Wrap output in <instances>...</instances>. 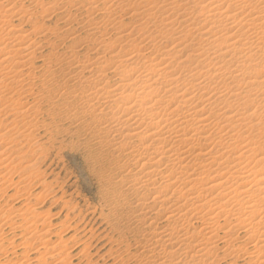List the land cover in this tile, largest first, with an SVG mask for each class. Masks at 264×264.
<instances>
[{
  "label": "bare ground",
  "instance_id": "1",
  "mask_svg": "<svg viewBox=\"0 0 264 264\" xmlns=\"http://www.w3.org/2000/svg\"><path fill=\"white\" fill-rule=\"evenodd\" d=\"M84 1L92 16L99 10L94 4L101 2L105 6L110 0ZM34 2L45 5L41 0ZM117 2L107 8L110 17L114 15L116 19L105 15V21H101L104 30H100L98 21L89 18L85 36L72 37L71 49L60 56L62 59L49 62L53 55L50 54L48 62L46 58L43 61L49 65L60 61L74 69L61 78L72 83L73 93L76 88H84L87 93L80 109L81 118L90 117V122L82 127L87 137L84 144L89 149L111 148L110 159L108 154L95 157L108 162V168L116 165L121 173H126V178L121 177L117 184L119 199L138 195L137 201L131 203L136 216L118 218L115 214V230L123 233L119 225L123 228L125 221V231L136 238L133 251H129L132 245L127 246L120 261L214 264L221 256L222 260L230 257L231 264L240 259L243 264H264V0ZM13 7L0 9V88L6 93L2 95L0 91V100L16 110L12 119L17 125L16 118H28V110H32L20 101L18 87L34 75L32 69L36 66L32 67V62L40 48L24 35V39L16 36L18 27L12 18L26 14L21 9L13 12ZM124 16L136 26L120 28ZM25 18L24 22L29 17ZM43 30L36 26L30 34L40 38ZM85 42L90 43L86 47L89 51L83 50L80 55L78 47ZM109 78L113 79L111 83ZM249 110L253 113L247 114ZM33 214L34 220L27 219L30 226L25 225L28 221L22 223L23 219L20 225L25 236L29 235H20L23 246L36 241L42 230L51 236L50 230L45 229L49 226L48 221L44 223L47 219L40 223L39 215L35 214L40 218L37 220ZM9 224L19 223L9 220ZM142 226L148 232L137 236L140 234L136 235V230ZM41 243V250L50 260L63 264V260L70 259L67 246L60 239L54 244L48 240ZM43 256L37 258L46 264Z\"/></svg>",
  "mask_w": 264,
  "mask_h": 264
},
{
  "label": "rangeland",
  "instance_id": "2",
  "mask_svg": "<svg viewBox=\"0 0 264 264\" xmlns=\"http://www.w3.org/2000/svg\"><path fill=\"white\" fill-rule=\"evenodd\" d=\"M29 1L31 2V0H15V1L0 0V9L3 7L5 9L12 8L14 6L13 7L14 11L12 10L13 12L21 11V10L22 12L23 11L25 12L26 16L29 17L27 18V20H25V22L28 20L32 21L30 22V24H28L29 21L28 23L26 22L25 24L24 19H26L25 18L26 16L24 14H20L18 19L12 18L15 28L18 27L17 28L18 34H16V36L22 37L24 35L23 37L27 38L29 42L35 43V46L36 47L39 46L40 48V49L38 48L39 51H36L38 52V54L36 55V59L32 62V67L36 66L32 69L33 70L32 75L33 74L34 75L31 77V79H29L27 82H25L24 84L20 85V87H18V89L21 88V90L19 89L20 90L19 92L21 93L19 95L20 98H22L20 99V101H22L24 104L26 103L25 104L26 105L25 108L27 107L26 109L29 108L30 110L32 109L31 111L28 110V116H27L28 118H25L23 120H21V118H16L17 122L18 121L19 122L17 125L14 124L15 122H13L14 119L13 112L16 110L14 109V111H12L9 102L0 100V137H1L0 138L1 139L0 140V187L1 188L3 187L2 189L0 188V224L2 222V224L0 225V231H2L0 232V236H1L0 240L2 239V241H0V264L1 263L23 264L25 262L27 264H40L42 260L41 259L39 260L38 258L41 255L45 256L44 253L45 251L41 250L42 248L41 242L44 241L45 243V241L47 242L48 240L49 242H53L52 244H54L55 242H58L59 239L60 241L64 242V245L67 246V252L70 253L71 256L69 257L70 259H66L68 260L67 261L68 264H84V263L89 264V262L92 264H114V263L119 264L121 262L120 259L126 254L127 246L130 247L132 245L131 249L129 248L128 249L129 251L131 250L133 251L134 248L133 245L135 243L136 238L134 239L133 236L128 235L127 234L128 232L125 231L127 230L128 223H125V221H122L124 223L121 222L123 228H121V225H119L120 226L119 228L121 231L123 230L125 233L123 231H122L123 233H120L115 230L116 225L114 222L115 219L120 218V215L121 216L123 215V217L125 215L136 216L135 210H133L135 205L132 204L134 203V200L137 201L138 195L128 194L126 200L124 199L127 203L130 202L128 205L121 198L120 201V199L117 196V192L118 190H120V186L117 184L119 183V179L121 177L126 178V173H121V171L117 169L116 165L110 166L108 168V162H105V160L96 159L98 155L104 156L105 154H108L107 158L110 159L109 155L110 153H112L111 148L108 149L101 148V150H98L96 148L89 149L88 146L84 144V139L86 141L87 137H85L86 135L85 132L83 133L82 127H84L87 123L90 122L88 121L90 117L81 118L82 113H80L81 111L80 109L82 108V105H84L83 101L84 99L86 100L87 93L85 92L84 88H76L73 93L72 89H70L71 88L70 85H72V83L70 84L66 83L65 80L63 81L61 77L62 74L68 73V71L74 72V69L72 67L68 68L69 67L68 65L63 64L60 61L58 62L59 64L55 62L58 59V57L64 56L63 53L70 51L71 49L70 39L72 37L80 36V38H82L81 36L83 35L85 36V31L87 30L86 21H88L89 18L92 17L94 21H98V24L99 25L101 24L100 30L101 31L104 30L103 29L104 25L102 24L101 21H105L103 20L105 15L108 16L110 14L109 13L110 11L107 8L112 7L110 6L111 3L116 4L118 2L117 0H112V1L110 0L111 2L110 1L106 2L105 6L102 5L101 2L96 3V6L94 4L95 10L99 9L102 13L99 10H97L95 15L91 16L88 10L89 6L87 8L86 1L84 0H71L72 2L69 0H41L45 4V5L42 4V6L36 5L34 2L35 0H32L33 1V3L31 2L32 4ZM46 2L48 4H46ZM67 2H71V4L68 5ZM5 3L6 5H4ZM73 3L74 5H72ZM7 4H10L11 6L8 7L9 5L7 6ZM67 6L72 8L70 9ZM75 7H77V9ZM105 7L107 10H105ZM67 8L70 10H68ZM21 15L23 16V18L21 17ZM42 15L43 17L41 18ZM86 16L88 17L86 18ZM112 17L113 19L114 18L116 19V16L114 17V15L111 17L110 15L108 16V18H111V20H113ZM34 21L36 23L32 25ZM120 21H122L121 25H123L120 28L126 27L132 29L134 26H136V24L132 25L131 22L132 20L126 16L122 17ZM34 26L35 27L42 26V29H44L43 32H45L43 33L44 34L43 37L39 38L38 35L33 37V35L30 34V32L32 33L33 30L35 29ZM6 42L8 43V40ZM52 43L55 44L54 48L56 47L57 51L52 47ZM86 43L87 42H85V44L83 43L82 47H80L81 44L78 47V50L80 51V55L86 53L87 50L89 51V49L86 50V47L89 46L90 43L87 44ZM47 44H49V46ZM56 44L58 46H56ZM67 48L69 49L67 50ZM53 51L54 53H52ZM50 54L53 55L50 57L49 56ZM55 54L57 55V57H54L56 56ZM44 58H46V62H48L47 58L49 59V62L50 60L53 59H55V61L50 65L46 63L44 64L43 61ZM60 58L62 59L63 57ZM25 72H27V70H25ZM51 74H55V75H52L53 76L52 77ZM112 81H113L112 78L108 79V82L111 83ZM3 89L4 88H0V91H2ZM67 89L69 90L67 91ZM79 89H81L82 91ZM3 91H2V95H5L6 93L5 92L3 93ZM69 91L71 94L69 93ZM8 95L10 96V94H7V97H9ZM71 101L73 103H70ZM75 101L78 102L76 103ZM5 103L6 105L3 106V104ZM235 106L234 108L237 107ZM68 107L69 109L67 110ZM4 108H6L7 110ZM23 110L25 109L23 108L22 111ZM29 112L31 114L34 113L33 116ZM251 113H253L252 110H249L247 112V114H251ZM75 121L77 123H75ZM80 123L82 124L80 125ZM29 126H31V128ZM9 140H10L9 142L10 144H8ZM30 173L32 174L30 175ZM8 180H9V184H8ZM49 186L52 188H50ZM140 197L141 196H139V198ZM27 209L28 211H26ZM15 211L16 213L11 214V212H15ZM22 211L25 212L23 213ZM33 212L34 213L36 212L41 219L37 215H35L36 213L33 214ZM44 212H46V214ZM32 214L35 215V219L36 216H37V220L40 219L38 220L40 221V223L44 222V220L47 219L45 220L44 223L46 225L47 223L46 221H48L47 224H49V226L46 225L47 227H45V229L50 230L51 236L49 235L50 237H48V235H44L45 230L40 231L39 230L40 227H38V230L40 232L37 234L36 237L37 240L35 239L36 241H32L31 243L28 244L29 246L31 245L30 247L26 245L27 248H25L26 247L25 245L23 246L22 244H20L22 243L21 242L22 236L20 235L24 234L23 236L25 238L29 235L25 236V233L23 229H21L20 225L22 219H23L22 223H25V221L30 220V218L34 220V216H32ZM115 214L118 216V218H115L117 217ZM19 215L22 218L19 217ZM46 215L48 217L50 215L49 217L50 219ZM9 220L17 221L19 224L12 226L11 224H9ZM26 223H25L26 226H30L29 221H28V225ZM7 224L10 225L11 227H9ZM142 227L137 229L136 230L137 232L135 231L136 235L140 234L137 236H141L143 234H146V232H148L147 230H145V226ZM133 228L135 229V226H133ZM63 229L65 230L63 231ZM123 234H125L126 238L123 237L124 236ZM126 239L127 240L130 239V240L127 241ZM125 244L128 245L125 246ZM21 252H23L22 255H20ZM44 256L42 258L48 264H62V263H58L61 261L55 262L52 259L50 260L47 257V254L45 257ZM25 257L28 260H26ZM220 257L217 258L216 260L214 259L212 260L210 259V260L211 261L214 260L213 261L214 264H226V263L231 264L230 257L226 258L225 260H222L221 259L222 257L221 258ZM242 260L243 259L238 260L237 263L243 264L244 261L242 262ZM37 261L39 263H37ZM219 261H222V263H220ZM67 262L63 260V264H67ZM123 262H121L120 264H122Z\"/></svg>",
  "mask_w": 264,
  "mask_h": 264
}]
</instances>
